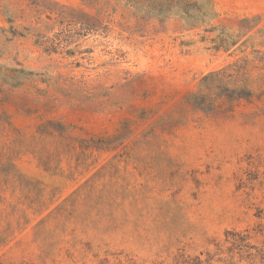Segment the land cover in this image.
Here are the masks:
<instances>
[{"label":"rangeland","instance_id":"rangeland-1","mask_svg":"<svg viewBox=\"0 0 264 264\" xmlns=\"http://www.w3.org/2000/svg\"><path fill=\"white\" fill-rule=\"evenodd\" d=\"M236 232L264 249V0H0V264H252Z\"/></svg>","mask_w":264,"mask_h":264},{"label":"trees","instance_id":"trees-1","mask_svg":"<svg viewBox=\"0 0 264 264\" xmlns=\"http://www.w3.org/2000/svg\"><path fill=\"white\" fill-rule=\"evenodd\" d=\"M253 96V92L251 90H248L246 97L251 98ZM193 102L195 104L201 105L203 103V97L199 95L194 96ZM240 94H237V98H241ZM231 237V238H229ZM229 242L232 243V251L238 250V253L242 258H246L251 261L252 264H256L257 259H260V261L264 262V249L258 248L255 245H252L251 243L247 242L249 237L246 234L243 233H230L229 234ZM200 264H202V261H200Z\"/></svg>","mask_w":264,"mask_h":264}]
</instances>
